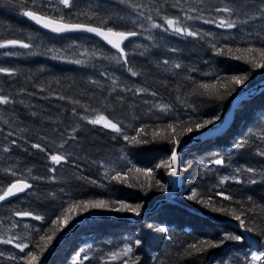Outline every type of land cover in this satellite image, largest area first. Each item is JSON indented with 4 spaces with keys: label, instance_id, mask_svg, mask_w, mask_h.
<instances>
[{
    "label": "trees",
    "instance_id": "obj_1",
    "mask_svg": "<svg viewBox=\"0 0 264 264\" xmlns=\"http://www.w3.org/2000/svg\"><path fill=\"white\" fill-rule=\"evenodd\" d=\"M25 4L30 9L58 17L49 10L53 5L46 0L37 1V5H33L32 0H0V39H19L31 45L28 49L19 46L0 49V67L14 73H0V95L8 96L12 101L0 105V112L3 117L18 121L26 129L15 130L13 124L0 119V153L24 161L45 177L51 175L50 169L55 166L49 158L52 154L78 146L96 162L124 150L133 162L128 170H151V178L140 175L139 180L130 178L126 183L104 180L105 187H101L97 184L101 179L96 174L97 164L85 168L80 161L74 160L80 166L79 170L90 172L92 178L75 177L51 183L35 181L32 190L36 194H22L11 200L24 203L21 198H27L32 212L43 217L42 220L32 217V226L25 229L31 235L29 240L26 238L28 248L24 252L19 249L13 251L17 258L12 259L13 264H24L23 257L29 251L39 254L36 244L40 237L54 232L51 243L39 255L43 263L60 237L83 218L92 215L101 217L88 219L65 238L50 264H73L86 243L107 248L131 244V259L138 264H225L232 258L244 264L253 249L261 248L264 253L263 247H253L247 241L242 231L245 228L231 215L233 210L237 214L242 213L241 219L247 227L254 229L248 231L250 238L264 245V175L259 176V171L264 169V157L259 154L264 149V89L237 107L234 121L224 133L184 147L180 153L183 184L172 199L174 203H164L154 211L144 213L167 196L170 169L160 165L171 160L173 150L181 142L218 126L234 98L264 80V68H254L243 59L216 52V49L224 47H264V33L262 36L255 33V30L264 28V15L259 12L262 0H179V3L177 0H73L71 8L62 10L68 22L137 32L138 37L128 41L124 47L127 63L125 58L119 57V62L113 59L115 52L97 38L76 33L58 36L45 32L22 14ZM225 6L235 9L230 17L216 11ZM148 15L162 27L152 28L151 22L145 19ZM187 16L201 18L187 19ZM252 16L257 18H250ZM163 17L179 19L181 27L199 35L176 34L168 29ZM221 17L237 20V26L232 29L218 27ZM131 19L138 21L133 23ZM204 20L215 22L205 23ZM146 29V36L153 40L154 45L143 49L135 42ZM152 36H163L164 39L156 44L150 38ZM85 52L86 55H81ZM93 52L96 55H91ZM77 59L84 63L72 62ZM176 64L181 67L176 68ZM132 72L137 75H132ZM232 76L248 78L242 85L228 84L227 80ZM217 81L226 85H217L223 99L201 94L204 90L198 88L199 84ZM135 85L149 89L174 110L186 114L182 118L139 119L127 137L137 136L140 129H145L146 134L138 137L146 141L141 143H132L103 124L88 122L97 114L114 119L124 110L137 112L138 104L132 105L130 96L124 93ZM232 89L234 91H230ZM216 117L219 119L215 120ZM209 119L215 122L195 130V124ZM169 124L179 125L177 132L184 125H190L194 130L179 135V144L153 139V131H163ZM33 144L41 145L44 150L32 147ZM241 144L244 146L240 147ZM5 148L8 151H4ZM217 158L255 171H246L238 183L227 182L217 187L218 181L207 175L202 165ZM130 175L135 177L137 174L132 172ZM252 180L256 182L252 183ZM10 182L11 177L0 175V184L4 188ZM58 188H65L75 195L64 207L53 206L56 203L53 199L59 194L56 193ZM194 192L197 193L196 198L189 199ZM225 195L231 199H224ZM101 199L123 201L134 206L139 204L140 214L110 209L77 210L69 213L71 219L67 223H53L73 202ZM204 201L227 211H213ZM140 216V220L134 219ZM162 228L167 231H161ZM226 236H241L242 240L225 239ZM200 241H211L218 246L186 254L190 244H199ZM7 260L6 255L0 256V264H8ZM77 264L92 263L88 260L77 261ZM116 264H123V260Z\"/></svg>",
    "mask_w": 264,
    "mask_h": 264
},
{
    "label": "snow or ice",
    "instance_id": "obj_2",
    "mask_svg": "<svg viewBox=\"0 0 264 264\" xmlns=\"http://www.w3.org/2000/svg\"><path fill=\"white\" fill-rule=\"evenodd\" d=\"M49 3H52V0H48ZM55 2L58 5H62L64 8H71L73 5V0H55ZM121 2H124V0H121ZM177 3H179V0H177ZM33 5H37V0H32ZM135 7V6H133ZM55 11H59V8H55ZM158 11V10H157ZM189 11H195V9H189ZM217 12H224L229 15V17L233 14L235 11L234 8L225 6L223 8H217ZM259 12L261 15H264V0H262V5L259 9ZM25 17L29 18L30 20L34 21L36 24L42 26L45 29H49L54 33H65V32H72V31H85L89 33H95L97 36L102 37L109 45L112 46V48L116 49L117 52L120 54V58H125L126 53L124 48L122 47V44L124 41L128 40L129 37H134L138 35L137 32L135 31H116L112 27H93L87 24L83 23H72L66 21L64 15H59L58 17L50 16L47 13H41L38 10L35 9H30L24 5V10L22 13ZM143 15V13H141ZM187 19H200L201 17H192V16H187ZM252 19H255L257 17L252 16L250 17ZM149 22H151V27L152 28H161L162 25L155 23L152 20V16L148 15L145 17ZM165 23L168 26V29H171L174 33L180 34V35H187V36H193L196 37L199 35V33L195 31H190L187 27H181L180 26V21L179 19H172L168 17H163ZM205 23H214L215 21L213 20H204ZM247 21H242V23H246ZM106 23V22H104ZM218 27L221 28H226V29H232L237 26V20L233 19H226L221 17L219 19V22L217 23ZM140 27H143L141 24ZM167 31V29H165ZM259 35V34H258ZM16 47L19 46L21 48L28 49L31 47L29 43H24L22 40L19 39H0V49L2 48H7V47ZM215 48V45H213ZM216 52L218 55H233L235 59H243L245 62L250 63L254 68H264V47H254V46H248L245 48H231V47H224V48H219L216 49ZM7 55H11L12 53H6ZM87 52L81 53V55H86ZM91 55H96L95 52L91 53ZM113 59H117V57H112ZM73 63L76 64H81L84 63L82 60H75L72 61ZM119 62V60L117 61ZM124 62L127 63L126 58L124 59ZM167 63V61H165ZM176 68L181 67V65L176 64ZM131 71V69H129ZM0 73H6L8 75H13V71L7 68L0 67ZM132 75H137V73L132 72ZM247 76H232L228 78L227 83L228 84H235V85H242L246 80ZM220 85V87H225V84L220 83V81H217V83H201L198 85L199 89H203L204 91L201 94H208V95H216L218 98L223 99V96L219 95L218 92V87L217 85ZM138 92L144 91V89H137ZM234 91V89L230 90ZM229 91V94H230ZM155 95V93H153ZM64 97H61L63 99ZM12 101L8 96L5 95H0V105H6L11 103ZM76 103H79L76 101ZM161 111H166L167 106L166 105H161L159 106ZM84 119H88L87 117H83ZM219 117H216L215 120H218ZM213 119L205 120L202 123H197L195 124V130L202 129L210 124H213L215 122ZM88 122L96 125V124H103L104 127L110 128L115 132H120L121 128L119 127L118 123H114L112 120L108 119L106 116L103 114H97L95 118L88 119ZM179 125H174V124H169L167 125V128L163 131L157 130L152 132V137L153 139H163V140H168L172 142L173 144H179V135H183L188 132H192L194 129L190 125H184L182 128H180V131L177 132ZM146 134L145 129H140V131L137 133V136L134 137H127L125 136L124 138L126 140H129L132 143H141V142H146V141H141L138 139V137ZM15 143V141H13ZM240 147H243L244 145L241 144L239 145ZM32 147L44 150L41 145L39 144H33ZM63 147V145H61ZM4 151H8L7 148L4 149ZM261 155H264V152L260 153ZM50 160L53 164L59 165L62 161H66V156L62 154H52L50 155ZM177 161V153L175 150H173L172 155H171V160L165 162L163 165H160L161 167H166L171 169L169 172V175L171 176H176L177 172L173 165ZM215 164L220 165L223 164V160L217 159L214 161ZM51 171H55V169H50ZM6 172H10L12 176H16V172L12 171L11 169H5ZM30 171V170H29ZM239 171V169H237ZM247 172H254V169L248 168L246 169ZM135 172L137 175L135 177H131V173ZM107 175V171L105 173ZM140 175H143L145 177L151 178V170H144V169H129L128 172L121 173V172H116L114 176L111 177L113 180H118L121 182H128V180L131 179H136L139 180ZM228 177H224L221 183L224 182V180H227ZM252 183H255V180L251 181ZM92 183H95V181H92ZM143 186V185H142ZM149 186H151L149 184ZM32 185L27 182L26 178H18L14 182H11L9 185H7L5 188H0V201H5L9 197L15 196L18 193L24 192L26 189L31 188ZM166 190V189H165ZM223 195V194H221ZM197 196V193H193L192 196L189 197V199H195ZM226 200H230L231 197L225 195L223 197ZM205 204H208L209 206L212 207L213 211H227L226 209L222 208H216L215 206H212L210 202L204 201ZM140 208L141 205H132L123 201H118V200H113V201H108V200H84V201H79V202H73L72 204L69 205L67 209L64 210L63 214L61 217H58L56 221H53L54 224L58 223H67L69 219H71V216L69 213L74 212V211H81V212H87L90 209H110L112 211H117V212H132L135 213L136 215L140 214ZM14 215L19 216V217H29L32 216L33 214L31 212L27 211H16ZM231 215L240 222V226L242 228H245L246 231L252 232L254 229L252 227H247L245 224V221L241 219V214H237L234 210L231 212ZM36 220H42L43 217L41 216H34L33 217ZM12 227H16L15 224L12 225ZM27 227V225H26ZM161 231H167V229H160ZM54 232L51 235L47 236H41L40 237V242H37L36 247L39 249V254L34 251H29L25 257H23L24 264H37L39 260V255L43 253V251L47 248L48 244L51 243V240L54 236ZM14 239L16 237H9L8 239H0V243L3 244H13ZM225 239H232L236 241L242 240L241 236H226ZM43 242V243H41ZM137 244H139V241H136ZM217 244L212 243L211 241H200L199 244L193 243L188 246V249L186 250V254H191V253H199L207 250L208 248L212 247H217ZM15 247L20 250V252H24L26 248H28V244L26 243H16ZM133 252V248L131 246H125L122 250L113 252L109 254V259L111 260H117L121 259L124 257H128L129 259H124L123 264H138V261L131 259V254ZM4 253L0 252V256H3ZM9 259H17L15 256L9 257ZM87 259V257H85ZM79 260V254L77 255V259L73 261V264H77V261ZM249 264H264V253L259 254V255H252Z\"/></svg>",
    "mask_w": 264,
    "mask_h": 264
},
{
    "label": "rangeland",
    "instance_id": "obj_3",
    "mask_svg": "<svg viewBox=\"0 0 264 264\" xmlns=\"http://www.w3.org/2000/svg\"><path fill=\"white\" fill-rule=\"evenodd\" d=\"M39 1V0H37ZM42 1V0H41ZM48 2V0H46ZM49 3V2H48ZM53 6H49V10L52 12L53 15H61L62 10L65 8L62 5H58L55 0H52ZM55 8H59V11H55ZM131 18V17H130ZM132 20V19H131ZM138 19L132 20L133 23H136ZM147 29L145 30L144 33H142V36L140 39L136 40L135 45L139 46L143 49H147V47H151L154 44H152L153 40H150L149 37L146 36ZM149 33V32H148ZM255 33L260 36L261 34L264 33V28L263 30H255ZM246 35V34H245ZM154 39V42L156 44H159L160 41L164 39L163 36H152L150 37ZM9 48H18L16 47H9ZM112 50V49H111ZM117 57L119 60L120 55L115 53L114 55ZM117 60V61H118ZM116 75H120L117 73ZM137 89H144V91L138 92ZM125 94L130 96V103L133 104H138L137 107V112L132 111H127L124 110L123 112L116 114L114 116V119L112 120L114 123H118L119 127L121 128L120 133L117 132V134L121 135V137H125L129 135L128 133L132 130H134L137 126V124L140 122L139 119L141 118H147V119H161V118H182L186 113H180L176 110H174L172 107L167 105V103L161 99L159 96L156 94L153 95L154 92L150 91L149 89L135 85L132 88H129L124 92ZM161 105H166L167 110L166 111H161L160 107ZM0 119L7 122V124H13L12 127L16 130L20 131H25V127L22 126L18 121H14L10 118L3 117V115L0 112ZM109 119V118H108ZM211 129V128H210ZM264 152V149L260 151ZM259 153V154H260ZM60 154L66 156V161H62L59 165L54 166L55 171H52L50 176H41L37 174L36 170L32 167H29L24 161L20 162L16 158H11L7 155L1 154L0 153V175L4 176H9L12 178V182H14L18 178H26L27 182L32 185L31 189H29L26 193L24 194H29V193H35V190H32L34 186V182H63L67 180H71L75 177H87V178H92L90 177V172H81L79 170L80 166L77 165L74 160L80 161V164L84 166L85 168L94 164H97L96 166L99 168L98 171H96V174L101 178L97 181V184H99L101 187H105L104 180H111V177L116 174V172H121L125 173L128 168L133 165L132 160L129 158L127 153L124 150H119L115 155L112 157H107L103 158L101 160H98L96 162L92 161L87 157L86 154L77 146L73 150H64ZM261 155V154H260ZM264 157V155H261ZM218 159V158H217ZM216 159L211 160V161H205L203 162V169L204 172L209 175L212 178H215L218 181V186L217 187H222L224 186L227 182H232V183H238V181L241 180V178L245 175L246 169L243 167H238L236 164L233 163H223L220 165H217L214 163ZM93 162V163H91ZM94 169L96 170L95 166H93ZM5 169H11L12 171L16 172V176H12L10 172H6ZM239 169V171H237ZM30 170V171H29ZM107 171V175H105ZM92 173H95L92 171ZM264 175V169H261L259 171V176L262 177ZM224 177H228L227 180H224L223 183L221 181L223 180ZM11 183V182H10ZM0 188H4L0 184ZM55 192V191H54ZM53 192V194H54ZM56 193H59L53 201H55V207H64L70 201L74 198V194L66 190L65 188H58V191ZM13 198L10 200L6 201L5 203L0 205V239H8L10 236L11 237H16L14 239L13 244H3L0 243V251L4 253L7 257V263L8 264H13V260L9 259L11 256H15L16 252L15 251L17 248L15 247L16 243H26L29 244V242L26 240L30 239V236L25 229L27 227L32 226V217L37 216L32 212L33 208L27 203V198H21L24 203H17V202H12ZM20 199V200H21ZM16 211H27L31 212L33 215L29 217H19L14 215ZM15 224L16 227H12V225ZM27 225V227H26ZM125 246H131V244H126L122 247H95L91 243H86L83 244L81 248V252L79 254V260L78 262H83V261H88L90 260L92 264H116L125 258L124 257L121 259L117 260H111L109 259V254L113 252H117L122 250ZM18 250V249H17ZM263 253V249H253L252 251L249 252L246 261L244 264H249L251 256L252 255H259ZM132 255V254H131ZM87 257V259H85ZM42 259H39L37 264H41ZM225 264H242L238 259L232 258L226 261Z\"/></svg>",
    "mask_w": 264,
    "mask_h": 264
},
{
    "label": "water",
    "instance_id": "obj_4",
    "mask_svg": "<svg viewBox=\"0 0 264 264\" xmlns=\"http://www.w3.org/2000/svg\"><path fill=\"white\" fill-rule=\"evenodd\" d=\"M28 20H30L29 18H27ZM34 25H36L37 27H39L40 29L44 30L47 33H51V34H56V35H66V34H81V35H87V36H91L94 38L99 39L100 41H102L104 44H106L110 49H112L114 52H117L116 49L112 48L111 45H109L102 37L97 36L95 33H89V32H85V31H72V32H65V33H54L49 29H45L42 26L36 24L34 21L30 20ZM95 27V26H93ZM138 35L134 36V37H129L128 40L124 41V43L122 44V47L124 48L125 45L128 43V41L137 38ZM125 50V49H124ZM118 53V52H117ZM126 53V52H125ZM264 89V80L258 84H256L255 86L249 88L248 90L242 92L241 94L237 95L231 105L230 110L226 113V116L224 117L223 121L218 125L215 126L214 128L208 129L204 132H202L200 135L195 136L193 138L187 139L183 142H181L177 148L175 149L176 153H177V161L176 163L173 165V167L175 168L177 175L176 176H171L168 173V181H169V187H168V191H167V196L165 199L160 200L159 202H157L155 204V206L153 207V209H155L157 206H159L160 204H163L165 202H174L171 200V197L175 196L176 193L181 189V186L183 184V178L179 175V162H180V153L182 152V150L184 149V147L186 146H190L194 143H197L198 141H202L206 138H210V137H214L216 135H220L222 133H224L228 127L233 123L234 121V117H235V111L237 109V107L245 100L251 99L252 97H254L255 95H257L259 92H261ZM171 171V170H170ZM169 171V172H170ZM172 183V186H171ZM30 184V183H29ZM29 189H26L24 192L18 193L15 196L9 197L8 199H6L5 201H0V205L5 203L6 201L10 200L11 198H14L18 195H22L24 193H26ZM150 210H145V212L151 211ZM209 216L210 218H212L213 220H215L211 215H206ZM101 216L99 215H92V216H87L85 218H83L81 221H79L69 232H67L66 234H64L62 237H60V239L51 247V249L49 250L46 259L44 260V262L42 264H50V261L52 259V257L54 256L57 247L64 241L65 238H67L70 234H72L73 232L77 231L79 229V227L84 224V222H86L88 219L90 218H100ZM108 218L111 219H116V220H126V221H131L128 218H117L115 216H106ZM142 218V216L138 217V218H134L135 220H140ZM216 222H220L218 220H215ZM236 227H240V226H236ZM247 240L250 241L252 243V245L254 247H258V242L256 241H252L248 231L242 229ZM208 264V263H206Z\"/></svg>",
    "mask_w": 264,
    "mask_h": 264
},
{
    "label": "bare ground",
    "instance_id": "obj_5",
    "mask_svg": "<svg viewBox=\"0 0 264 264\" xmlns=\"http://www.w3.org/2000/svg\"><path fill=\"white\" fill-rule=\"evenodd\" d=\"M27 18V17H26ZM30 21V20H29ZM31 22V21H30ZM32 23V22H31ZM51 34V33H50ZM53 35H56V34H53ZM59 36V35H58ZM171 170V169H170ZM179 175H180V162H179ZM181 176V175H180ZM182 177V176H181ZM171 186H172V183H171ZM176 196V195H175ZM175 196H173V197H171V200L175 197ZM165 203H174V202H165ZM164 204V203H163ZM160 205H162V204H160ZM159 205V206H160ZM158 207V206H157ZM156 207V208H157ZM151 211H154V209H152ZM148 212H150V211H148ZM131 220V219H130ZM239 228V227H238ZM243 231V230H242ZM244 233V232H243ZM247 239V238H246ZM252 240V239H251ZM248 241V240H247ZM253 241V240H252ZM248 242H250V241H248ZM251 243V242H250ZM251 245H252V243H251ZM258 245H259V243H258ZM253 246V245H252ZM260 247H263L264 248V245H259ZM258 246V247H259ZM254 247V246H253Z\"/></svg>",
    "mask_w": 264,
    "mask_h": 264
}]
</instances>
